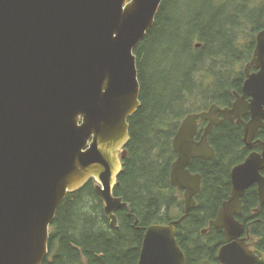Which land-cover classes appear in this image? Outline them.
<instances>
[{
	"label": "water",
	"instance_id": "obj_1",
	"mask_svg": "<svg viewBox=\"0 0 264 264\" xmlns=\"http://www.w3.org/2000/svg\"><path fill=\"white\" fill-rule=\"evenodd\" d=\"M162 2L0 0V264H43L60 205L91 180L110 226L119 229L117 211L129 204L114 187L128 156L129 117L141 106L134 51ZM244 71L242 94L234 92L232 107L212 104L182 120L170 181L184 190L185 213L146 228L138 264H185L177 225L196 207L202 188V175L188 166L194 158L215 156L208 134L223 118L243 124L246 148L262 145L263 151H252L231 169V194L210 221L227 239L218 259L259 262L236 216L254 184L264 204V140L255 139L264 128V29L256 33ZM198 118L209 121L199 141Z\"/></svg>",
	"mask_w": 264,
	"mask_h": 264
},
{
	"label": "trees",
	"instance_id": "obj_2",
	"mask_svg": "<svg viewBox=\"0 0 264 264\" xmlns=\"http://www.w3.org/2000/svg\"><path fill=\"white\" fill-rule=\"evenodd\" d=\"M248 27L249 40L243 43ZM263 29L264 0H163L154 25L134 51L141 106L129 117L128 156L114 187V194L129 204L117 211L119 229L110 226L91 180L60 205L43 264H138L146 228L184 213L183 193L170 181L177 157L173 139L182 120L212 104L233 101V91L245 78L239 64L251 59L255 33ZM258 137L264 138L262 130ZM242 138L240 125H216L209 138L215 156L198 159V167L191 168L202 174V189L196 207L177 226L185 264H222L217 258L226 242L222 228L203 230L231 194L230 170L247 153ZM242 200L237 217L249 224L257 264H264V204L256 186Z\"/></svg>",
	"mask_w": 264,
	"mask_h": 264
},
{
	"label": "flooded vegetation",
	"instance_id": "obj_3",
	"mask_svg": "<svg viewBox=\"0 0 264 264\" xmlns=\"http://www.w3.org/2000/svg\"><path fill=\"white\" fill-rule=\"evenodd\" d=\"M254 54V53H253ZM252 57H253V55H252ZM252 57H251V59H252ZM250 59V60H251ZM249 60V61H250ZM248 61V62H249ZM247 62V63H248ZM257 70V68H255V66H252V68H251V72H253V71H256ZM245 79H246V77H245ZM245 79L243 80V82H242V85H241V88L239 89V90H234L233 91V95H234V92L235 91H237V92H239L240 94H242V86H243V84H244V81H245ZM235 95H234V99H233V101L230 103V104H228V105H224V106H221V105H219V106H221V107H223V108H225V107H232L233 106V102L235 101ZM246 99L248 100V101H250L251 100V96H246ZM208 109H209V107H208ZM208 109H206V110H208ZM203 111H205V110H203ZM200 112H202V111H200ZM194 113H197V112H194ZM221 118H223V115H221L220 116ZM224 120L221 122V123H224L225 121L227 122H230V123H235V124H237V125H240L241 127H242V132H243V124L242 123H237V119H235L234 121H231V120H229V119H226V118H223ZM243 119L245 120V121H248L249 119H250V114H247V115H245L244 117H243ZM208 123H209V121L208 120H202V119H200V118H198V133H197V135H196V137H195V139L197 140V141H199L200 139H201V137L203 136V134H204V132H205V128L207 127V125H208ZM221 123H219V124H221ZM218 124V125H219ZM215 127V126H214ZM213 127V128H214ZM212 128V129H213ZM211 129V130H212ZM211 130H210V132H211ZM262 130V132H264V128H261L259 131H258V133L260 132ZM210 132H209V134H208V140H209V143H210V145L214 148V146L211 144V142H210ZM243 137H244V132H243ZM243 139V138H242ZM255 139H261V140H264V138H260V137H258V134L256 135V138ZM262 145H258V146H255V147H253L252 149H248V148H246V146H245V148H246V150H247V153H246V155H245V157L242 159V160H244L251 152H252V150L253 151H257V152H262L263 151V146L261 147ZM214 150H215V148H214ZM177 158V157H176ZM213 158V157H212ZM212 158H210V159H212ZM198 159H203V160H209V159H204V158H194L192 161H191V163L189 164V166H188V168L190 169V171L192 172V173H200V172H194L191 168H192V166L194 165L195 167H198V165H197V163H196V161L198 160ZM176 160V159H175ZM174 160V161H175ZM242 162V161H241ZM234 166V165H233ZM232 169V168H231ZM263 173H264V171H262ZM201 174V173H200ZM202 175V174H201ZM230 178H231V170H230ZM253 186H256V189H258V185H253ZM202 189V188H201ZM180 190V189H179ZM180 191H182V193H183V198H184V190H180ZM231 191H232V180H231ZM201 192V191H200ZM257 192H258V190H257ZM258 196H259V194H258ZM196 198V197H195ZM229 198V197H228ZM197 202V201H196ZM260 202V201H259ZM184 203H185V200H184ZM242 204H243V200H242ZM261 205V204H260ZM257 208H259V207H257ZM257 208H255V211H256V209ZM219 211V210H218ZM242 211H243V209H242ZM184 213H185V208H184ZM183 213V214H184ZM182 214V215H183ZM217 214H218V212H217ZM217 214H216V216H217ZM241 214H242V212H241ZM240 214V215H241ZM182 215H180L178 218H180ZM216 216L213 218V219H215L216 218ZM237 216H239V215H237ZM236 216V218L238 219V220H240L238 217ZM178 218H175V219H178ZM175 219H173V220H175ZM212 220V219H211ZM210 220V221H211ZM172 221V220H171ZM171 221H169V222H171ZM241 221V220H240ZM168 222V223H169ZM242 222V221H241ZM243 223V222H242ZM244 225H245V232H244V234H243V237L245 236V237H247V241H248V243H250L251 244V247L254 249V246H253V243L250 241V229H249V224L248 225H246L245 223H243ZM178 226V225H177ZM208 230H207V232L206 233H208L210 230H212V229H215V228H218V227H216V226H210V222H209V225L206 227ZM222 230H223V233H224V229L222 228ZM247 233V234H246ZM225 234V233H224ZM176 236H177V231H176ZM226 237V236H225ZM177 239H178V237H177ZM226 239V238H225ZM226 242H227V239H226ZM225 242V243H226ZM255 250V249H254Z\"/></svg>",
	"mask_w": 264,
	"mask_h": 264
},
{
	"label": "rangeland",
	"instance_id": "obj_4",
	"mask_svg": "<svg viewBox=\"0 0 264 264\" xmlns=\"http://www.w3.org/2000/svg\"><path fill=\"white\" fill-rule=\"evenodd\" d=\"M250 29H251V28L248 27V29H246V31H245L246 34H243V35H244V37L242 36V37H243V39H242V40H243V41H242L243 43H245V42H247V41L249 40V39H248V38H249L248 35H249V32H250ZM255 36H256V33H255ZM246 63H247V61H244L243 63L239 64V66L242 68V70H244Z\"/></svg>",
	"mask_w": 264,
	"mask_h": 264
},
{
	"label": "bare ground",
	"instance_id": "obj_5",
	"mask_svg": "<svg viewBox=\"0 0 264 264\" xmlns=\"http://www.w3.org/2000/svg\"><path fill=\"white\" fill-rule=\"evenodd\" d=\"M245 79V78H244ZM241 125V124H240ZM216 126V125H215ZM258 134V133H257ZM262 147V146H261ZM253 151V150H252ZM243 161V160H242ZM231 179V178H230ZM255 185V184H254ZM257 185V184H256ZM258 190V189H257ZM204 222V221H203ZM140 226V225H139ZM247 234V233H246ZM226 238V237H225ZM224 244V243H223ZM218 258V257H217Z\"/></svg>",
	"mask_w": 264,
	"mask_h": 264
}]
</instances>
